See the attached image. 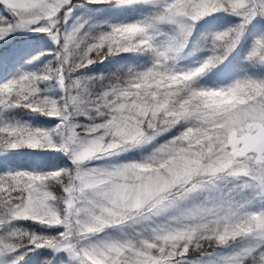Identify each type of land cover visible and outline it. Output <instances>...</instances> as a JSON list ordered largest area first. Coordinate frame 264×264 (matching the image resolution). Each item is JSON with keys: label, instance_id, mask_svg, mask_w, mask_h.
<instances>
[{"label": "snow or ice", "instance_id": "6c2138e0", "mask_svg": "<svg viewBox=\"0 0 264 264\" xmlns=\"http://www.w3.org/2000/svg\"><path fill=\"white\" fill-rule=\"evenodd\" d=\"M0 264H264V0H0Z\"/></svg>", "mask_w": 264, "mask_h": 264}]
</instances>
